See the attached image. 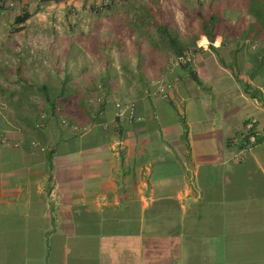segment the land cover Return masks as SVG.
<instances>
[{"label": "crops", "instance_id": "0c3cea01", "mask_svg": "<svg viewBox=\"0 0 264 264\" xmlns=\"http://www.w3.org/2000/svg\"><path fill=\"white\" fill-rule=\"evenodd\" d=\"M15 1L0 0V264H264V37L203 35L189 64L143 85L120 77L115 92L102 83L101 109L72 115L43 87L131 75L118 44L174 24L172 10L162 21L156 0ZM117 101L134 104L132 121ZM252 117L262 135L242 151L232 138Z\"/></svg>", "mask_w": 264, "mask_h": 264}, {"label": "trees", "instance_id": "16d2710c", "mask_svg": "<svg viewBox=\"0 0 264 264\" xmlns=\"http://www.w3.org/2000/svg\"><path fill=\"white\" fill-rule=\"evenodd\" d=\"M216 0H211L208 8H203L202 6H194L195 18L197 19V25L194 26L191 23V27L185 35L178 33L174 24H161L157 28H149L148 26H143L139 29L143 33L150 45V47L144 51L141 50L140 41L135 42L136 46L140 47L138 54V61L135 65V69L130 70L131 75L127 73L122 74L115 73L113 77L109 75L101 79V83H94L91 86L86 87L84 90L78 87H70L64 85L52 90L44 86L43 91L44 96L51 104L53 112H56V103L58 98H67L68 100L63 102L64 109L70 112L72 115L77 114V110H93L98 111L101 109V103L99 101V96L101 95L102 87H108L109 91H117L118 82L117 79L123 77L124 81H137L141 85L149 83L153 78L157 77L158 73H164L169 70V65L172 64L173 59H176L182 55L189 53L190 50L196 48L198 40L201 36H206L210 45L212 46L213 41L216 37L221 36L223 38H230L234 40L235 38L241 36L242 38H250L252 34H257L264 37V4L263 6L253 8L252 2L255 0H226L228 3H214ZM5 2V0H4ZM230 2V3H229ZM264 3V0H263ZM237 13V20L233 21L232 14ZM30 17L29 13H22L15 17V23L20 24L25 22ZM253 19L252 22H247V19ZM202 42H206L203 38ZM118 47L124 55L125 49L124 44L119 43ZM119 59L121 67L126 71L130 69V58L128 55H124ZM189 64L186 61L183 65ZM154 66L153 72L147 70L149 66ZM135 70L137 72H135ZM113 79V82L110 81ZM104 83L105 86L102 84ZM20 105L17 108L18 115L23 118L28 117L25 111L21 109ZM33 109H38L37 106H33ZM28 125L34 128V124L30 121L27 122ZM36 130L38 128H35ZM39 138H43V133H39Z\"/></svg>", "mask_w": 264, "mask_h": 264}, {"label": "rangeland", "instance_id": "374dc122", "mask_svg": "<svg viewBox=\"0 0 264 264\" xmlns=\"http://www.w3.org/2000/svg\"><path fill=\"white\" fill-rule=\"evenodd\" d=\"M118 1L119 0H115ZM157 2H154L155 5H158L159 8H161L163 10V13H161V19L162 21L166 18L164 15H167V13L169 11V8H171L172 13H170L173 17L172 20H174V25L176 27V29L178 30V33L181 35H185L188 32V29L191 27V23H193L194 26L197 25V19L195 18V11H193L191 9L192 4H196L197 6H202L203 8H208L209 4L205 3V0H156ZM99 2H102V0H99ZM130 2V1H129ZM131 2L133 3L134 1L131 0ZM192 2V4L190 3ZM174 6V7H171ZM179 8V9H178ZM192 10V11H191ZM69 15H73L72 12H69ZM170 15V16H171ZM152 28H157V27H152ZM201 42L198 41L197 45ZM150 47V45L148 44L147 41H143V43H141V50L144 51ZM124 49L127 52V55L131 56L130 58V69L131 70L133 68V70L135 69V65L138 61V50L140 49V47H135V45L133 44V42L131 40H125L124 41ZM118 59L115 60V63H118ZM155 69V67L149 66V68H147L148 71L153 72ZM135 72H137L135 70Z\"/></svg>", "mask_w": 264, "mask_h": 264}, {"label": "built area", "instance_id": "2783aa9c", "mask_svg": "<svg viewBox=\"0 0 264 264\" xmlns=\"http://www.w3.org/2000/svg\"><path fill=\"white\" fill-rule=\"evenodd\" d=\"M111 1L115 0H102L100 4H108ZM6 6L16 9L17 8V2L15 0H5ZM201 45V44H200ZM189 53L182 55L177 58V63H185L186 61H189ZM163 89V87H162ZM166 96V94H164ZM99 101L103 102L102 95L99 96ZM117 108V116L120 118H125L128 120H133L135 118V106L131 102H123V101H117L115 103ZM41 117L44 119L45 114H42ZM258 119L256 117L249 118L245 124L242 132L232 138V141L234 143L242 145V151H245L246 149H249L250 146L258 143V141L261 138L262 132L258 129ZM39 126H44V122H41ZM34 145H39L37 142H34Z\"/></svg>", "mask_w": 264, "mask_h": 264}]
</instances>
